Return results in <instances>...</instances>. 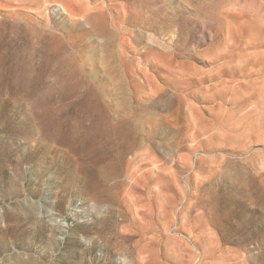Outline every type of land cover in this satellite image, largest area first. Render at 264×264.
<instances>
[{
	"label": "rangeland",
	"instance_id": "obj_1",
	"mask_svg": "<svg viewBox=\"0 0 264 264\" xmlns=\"http://www.w3.org/2000/svg\"><path fill=\"white\" fill-rule=\"evenodd\" d=\"M0 264H264V0H0Z\"/></svg>",
	"mask_w": 264,
	"mask_h": 264
}]
</instances>
